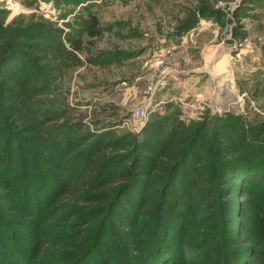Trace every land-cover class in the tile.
Segmentation results:
<instances>
[{
  "label": "rangeland",
  "instance_id": "rangeland-1",
  "mask_svg": "<svg viewBox=\"0 0 264 264\" xmlns=\"http://www.w3.org/2000/svg\"><path fill=\"white\" fill-rule=\"evenodd\" d=\"M207 1L213 8H220V14L216 17L199 14L188 27H181L180 23L197 8L200 0H0L3 25L32 26L18 30L20 34L16 36L26 43L22 49L39 55L43 65V73L36 80L40 87L32 93L30 112L12 113L9 128H0V144L5 146L0 155L12 145L16 149L17 142H21V147L26 142L27 150L35 151L42 139L57 142L65 135L83 137L87 132L109 134L110 140L125 137L117 151L127 149L121 144L134 138L157 144L153 127H147L155 115L176 118L175 121L184 124L190 120L206 121L208 131L215 116L224 113L240 116L242 126L264 125V0ZM89 14L97 18L99 35L90 37L81 33L83 50L74 52L73 59L58 56L52 36L57 34L64 51L70 52L65 34L77 33L81 21L89 19ZM37 43L43 46H35ZM13 57V61H18L14 73L23 68L24 73L30 72L32 63L28 57L20 53ZM138 108L144 110V115L134 114ZM170 123L166 125L169 129L174 124ZM8 135L11 139L6 145ZM19 150L12 174L21 170L20 158L25 154L23 149ZM128 162L129 159L126 165ZM37 165L39 169L45 168ZM127 166L129 179L135 181L133 176L139 165ZM0 174L7 176L2 168ZM6 180L11 182L10 176ZM40 180L35 179L34 188H39ZM261 180L259 177L251 194L239 197L242 194L235 189L241 198L238 205L233 203L230 207V202L212 197L207 209L212 210L210 215L214 219L195 223L197 229L187 235L191 249L188 247L185 255L180 249L178 253L191 254L195 261L200 257L197 262L201 264H222L223 258L225 264H234L235 256L246 252L255 241L257 248L264 247L250 230L256 209L264 203L256 197L264 195ZM2 182L0 179V185ZM211 190L212 196H219L222 191ZM225 195L221 198H227ZM8 198L0 199L8 231L2 240L12 243L19 235V243L37 241L28 256L30 264H69V259H65L68 244L63 245L74 238L68 235L66 241L62 240L69 229L56 233L51 228L57 222L52 212L40 216L29 211L43 217L39 219L43 228L40 238L37 230L25 236L26 225L18 217L12 219L18 215L13 202L20 198L28 201L29 197H20L19 192ZM246 198L252 199L246 204ZM220 215H226L230 221ZM106 225L112 235L94 249L92 264H100L102 248L105 252L104 248L123 241L122 235L119 236L125 233L123 230L121 233V221H107ZM137 232L127 234L126 242L140 252L141 236ZM94 234L95 230L93 237ZM242 261L245 262L240 259L237 264H245Z\"/></svg>",
  "mask_w": 264,
  "mask_h": 264
},
{
  "label": "trees",
  "instance_id": "trees-1",
  "mask_svg": "<svg viewBox=\"0 0 264 264\" xmlns=\"http://www.w3.org/2000/svg\"><path fill=\"white\" fill-rule=\"evenodd\" d=\"M220 12V8H213L207 0H200L197 8L180 23L181 27H188L199 14L216 17ZM89 16V19L81 21L77 33L65 34L71 45L70 52L64 51L65 46L57 34L52 36V41L58 47V56L73 59L71 55L74 52L82 51L84 41L80 38L81 33L90 37L99 35L97 18L94 14ZM19 25H3L0 18V128L3 129L11 124L8 122L12 113L30 112L32 93L40 87L36 80L43 73L40 56L22 49L26 43L16 36L20 34L18 30L32 26ZM1 31L6 32V36L4 33L1 35ZM38 45L43 46L42 43L35 44ZM17 53L28 57L27 60L32 63L30 72L24 73L23 68L19 73H14L18 61H13V56ZM173 119L166 115H155L147 127H153L157 144L149 139L134 138L121 144L127 147L123 151L117 150L125 137L110 140L109 134L101 136L102 133L87 132L83 137L65 135L57 142L42 139L35 151L27 150L26 142L22 147L21 142H17V150L12 145L3 151L4 155H0V168L7 175L6 178L10 176L11 179L9 182L0 174L3 180L0 199L9 200V195L19 192L20 197H29L28 201L22 198L17 202L13 200L18 215L12 219L18 217L20 223L26 225L25 236L31 230H37L40 238V229L43 228L39 222L43 217L40 216L43 213L48 216L52 212L54 222H57L51 228L56 233L69 229L70 234L69 231L64 232L66 235L62 236V240L68 235L74 238L63 245L67 247L68 244L70 250L65 258L69 259V264H92L94 249L102 246L99 244L112 235L107 221L117 219L123 224L121 233L123 230L126 234H119L123 240L120 244H111L104 248L105 252L101 249L103 257L100 264H201L197 262L200 257L195 261L191 254L183 256L190 245L187 235L197 229L195 223L201 219H214L210 215L212 210L207 209L212 197L224 199V203L228 201L232 207L233 203L239 204V197L251 194L259 177L264 182V125L242 126L241 117L231 113L216 115L211 131L207 130L206 121L190 120L184 124ZM170 121L174 124L169 129ZM8 136L6 145L11 139ZM74 144L79 147L75 148ZM3 146V143L0 144V150ZM19 149H23L25 154L20 158L21 170L12 174L14 161L20 155ZM128 159L130 165H139V171L134 172L135 181L128 176ZM37 164L45 168L39 169ZM35 179H41L37 186L39 188H34ZM214 188L222 190L219 196L210 194ZM235 189L242 195L238 197ZM224 193L227 198L230 197L229 200L221 198ZM256 197L264 201L263 194ZM251 199L246 198L244 203H249ZM241 209H238L240 214L243 213ZM29 211L37 212L40 216L31 215ZM220 216L230 221L226 215ZM238 221L241 225V221ZM6 222L0 210V264H30L28 256L35 246L33 243L37 241L19 243L18 235L12 243L8 240L4 242L2 239L8 232ZM252 222L253 229L250 230L264 245V203L256 209ZM136 231L141 236L138 241L140 252L137 248L128 247L126 242L127 234ZM136 243L133 247H136ZM255 244L256 241L248 245L246 252L237 254L234 264L240 259H244L242 263L245 264H264V247L257 248ZM248 253L250 255L245 256ZM222 264H225L224 258Z\"/></svg>",
  "mask_w": 264,
  "mask_h": 264
},
{
  "label": "built area",
  "instance_id": "built-area-1",
  "mask_svg": "<svg viewBox=\"0 0 264 264\" xmlns=\"http://www.w3.org/2000/svg\"><path fill=\"white\" fill-rule=\"evenodd\" d=\"M134 114L137 116H142L144 115V110L138 108L134 111Z\"/></svg>",
  "mask_w": 264,
  "mask_h": 264
}]
</instances>
